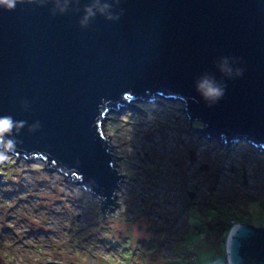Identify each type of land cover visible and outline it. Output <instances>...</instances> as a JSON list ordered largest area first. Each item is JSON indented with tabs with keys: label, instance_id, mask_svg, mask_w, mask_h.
<instances>
[{
	"label": "water",
	"instance_id": "obj_1",
	"mask_svg": "<svg viewBox=\"0 0 264 264\" xmlns=\"http://www.w3.org/2000/svg\"><path fill=\"white\" fill-rule=\"evenodd\" d=\"M89 3L80 0L78 13L56 16L51 3L0 9V115L41 125L15 137L17 155L43 158L77 179L101 198L104 211L124 176L103 122L123 106L142 111L134 101L182 99L189 129L202 123L193 127L199 137L220 148L242 140L264 148V0H120L114 5L115 13L123 11L119 21L98 15L81 29ZM221 57L239 61L244 75L223 77ZM204 73L227 85L211 108L195 88ZM225 246L227 264H264V225L234 224Z\"/></svg>",
	"mask_w": 264,
	"mask_h": 264
},
{
	"label": "rangeland",
	"instance_id": "obj_2",
	"mask_svg": "<svg viewBox=\"0 0 264 264\" xmlns=\"http://www.w3.org/2000/svg\"><path fill=\"white\" fill-rule=\"evenodd\" d=\"M132 103L103 122L124 176L104 211L41 158L0 165V264H227L213 224L264 225V148L199 137L182 99Z\"/></svg>",
	"mask_w": 264,
	"mask_h": 264
},
{
	"label": "clouds",
	"instance_id": "obj_3",
	"mask_svg": "<svg viewBox=\"0 0 264 264\" xmlns=\"http://www.w3.org/2000/svg\"><path fill=\"white\" fill-rule=\"evenodd\" d=\"M80 0H0V9L5 11H15L17 5L29 4L45 7L52 4L51 15H65L70 10L79 12ZM120 0H90V3L83 8V15L79 20L81 29H87L91 22L99 16H103L106 20L116 22L121 19L123 11L115 13V7H119ZM239 63L235 58L221 57L217 62V69L220 74L227 78H239L244 75L242 67H236ZM195 88L199 96L205 101L208 107L218 104L226 94L227 85L223 80H217L213 74L204 73L195 81ZM25 110L29 109L26 101L22 102ZM25 127L29 132H36L40 129V122L37 121L32 125H28L25 120H16L11 115H0V165L9 162L18 150L19 141L15 138ZM241 230L237 225L232 230V236H236Z\"/></svg>",
	"mask_w": 264,
	"mask_h": 264
},
{
	"label": "trees",
	"instance_id": "obj_4",
	"mask_svg": "<svg viewBox=\"0 0 264 264\" xmlns=\"http://www.w3.org/2000/svg\"><path fill=\"white\" fill-rule=\"evenodd\" d=\"M234 218L232 215L226 214L225 216H222L219 218V223H214L213 225V233L215 232L217 234L216 239L219 240V242L224 246V241L233 225ZM227 260V258L225 257ZM227 263V262H226Z\"/></svg>",
	"mask_w": 264,
	"mask_h": 264
},
{
	"label": "bare ground",
	"instance_id": "obj_5",
	"mask_svg": "<svg viewBox=\"0 0 264 264\" xmlns=\"http://www.w3.org/2000/svg\"><path fill=\"white\" fill-rule=\"evenodd\" d=\"M42 160H44L43 158H42ZM45 161V160H44ZM46 162V161H45Z\"/></svg>",
	"mask_w": 264,
	"mask_h": 264
}]
</instances>
